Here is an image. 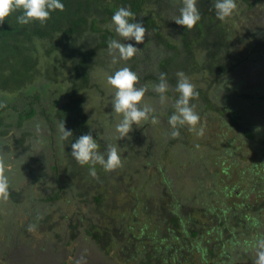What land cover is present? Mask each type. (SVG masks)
<instances>
[{"label": "rangeland", "instance_id": "1", "mask_svg": "<svg viewBox=\"0 0 264 264\" xmlns=\"http://www.w3.org/2000/svg\"><path fill=\"white\" fill-rule=\"evenodd\" d=\"M248 1L252 0H236V9L227 18L228 25H232L234 31L239 28L234 48L236 53H241L240 57H231V62L236 60L238 63L232 66L227 64L226 69L230 67L228 74L204 76L195 66L189 67L186 74L183 72L200 89L201 95L204 93L211 97L220 89V95L215 94L220 98L216 107L218 111L205 108L200 115L197 129L202 128V134L184 126L180 128L179 136H170L168 117L163 115L166 113L169 116L173 111L172 105L177 96L175 88H168L166 100L161 103L159 95L152 90L150 80L139 81L138 86H146L147 89L143 102L155 109L153 115L157 120L142 122L134 126L132 131L133 136L141 141L150 137L151 146L149 148L144 144L140 146L129 142L140 147L144 154H135L132 146L133 153L128 154L127 159L137 163L130 165L129 169L123 166L106 173V183L93 180L84 187L75 184L74 178L69 176L68 181L76 188L71 186L68 189V182H53L52 174L56 169L53 170L51 165L56 163L59 135L50 130L48 124L45 125L38 106L41 105L45 109L44 115L49 116L47 109L53 98L62 97L65 93L67 73L65 66L53 63L47 66V62L41 66L39 63L42 74L46 73V66L52 69L50 75L53 79L48 81V78H42L38 81L39 85H43L40 88L44 93L39 95L37 103H30L26 108L33 107L35 112L23 120L19 130L14 129L15 124L9 129L1 127L10 136L18 135L22 129L26 131L29 127L32 139L30 142L27 139L24 141L26 150H23L22 145L18 146L20 153L19 156L16 153V166L24 169L20 158L27 163L31 160L32 168L39 173H35L38 176H35L34 182H42V185L50 187L53 185L51 193L47 188L44 194L50 196L56 191L61 192L58 198L42 201L40 206L39 200L35 203L29 200L23 173L20 175L19 170L8 171L12 172L7 175L8 179L13 173L18 178L9 182L8 198L14 202L5 203L4 199H0V202L5 203L0 205V264H140L139 260L146 259V254L158 242L170 247L166 253L170 257L162 264H253L254 241L264 234V127L259 132L254 131L257 125L264 126V100L255 103L256 107L251 106L252 111L246 112L255 120L250 123L249 129L253 138H248L244 130L230 123L233 117L240 119L245 114L240 116L243 110L238 109L237 103L247 98L245 95L251 97L250 90L254 86L264 93V54L247 50L240 52L245 45L253 44L255 32L264 31V1L255 0L251 7H248ZM167 5L169 10H173L171 4ZM245 25L247 29L242 30ZM170 26L166 25L165 29L170 30ZM213 36L209 35V38L214 40ZM197 37H200V32ZM146 40L145 37L138 46L143 47ZM263 44L257 43L256 47H261L264 53ZM63 48L70 49L66 46ZM38 57L40 60L41 54ZM148 65L136 68L143 73L147 71ZM108 67L112 68L110 71L116 68L115 65ZM207 68L210 69L209 66ZM219 73L217 71L216 75ZM105 75L106 72L95 71L91 76L93 84L88 82L82 85L72 95H85V116L90 127L106 131L108 135L104 138L111 133L104 127L107 125L106 119L115 118L105 103L108 97L103 91L112 88ZM224 78L231 81L230 95L234 96L237 88L241 91L245 89V92L227 99V89L220 88ZM21 103L20 109L23 108V100ZM158 112L160 116L155 114ZM137 129L146 131H135ZM112 135H116L115 131ZM128 136L126 138L132 140ZM126 138L117 144H125ZM11 139L7 136L4 142ZM41 140H44V145ZM47 157L50 161L46 160ZM12 159L13 154L7 160L12 163ZM56 166L59 167V163ZM3 167L0 166V170L3 171ZM79 180L83 178L79 177ZM43 188L46 187L40 190ZM33 195L40 198L39 195ZM95 195H99L108 207H103L105 214L102 216L100 212H89L92 217L88 221L99 224L111 219L112 230L115 231L111 237L101 236V242L98 243L89 236L85 240L81 234L85 231L80 229L79 219L73 224L75 228L70 234L71 229L67 225L71 219L65 218L68 214L72 217L83 215L88 206L96 203ZM178 205L182 219L170 223L171 220L164 221L160 217L159 209L170 211ZM180 223L190 230L187 235H183L184 243L180 242V237L178 240L170 233L174 227L180 230ZM201 244L209 248L211 253L202 256L199 249ZM180 245L185 246V249L182 262H177L174 260L177 254L173 255ZM223 252L229 255L225 256L227 254Z\"/></svg>", "mask_w": 264, "mask_h": 264}, {"label": "trees", "instance_id": "2", "mask_svg": "<svg viewBox=\"0 0 264 264\" xmlns=\"http://www.w3.org/2000/svg\"><path fill=\"white\" fill-rule=\"evenodd\" d=\"M176 2L173 3L172 2ZM241 2L247 0H239ZM248 1V7H251L253 2ZM264 1V0H263ZM64 9L54 10L50 18L43 24L39 22H32L28 24H19L16 21V16L19 12L12 13L8 18L5 19L3 23H0V166L4 165L3 171L6 175L12 172L11 170H19L20 175L26 177L28 191L27 195L31 202L38 201L39 204L42 201L54 200L58 198L60 191H56L53 194H44L45 190L53 189V185L44 186L42 182L35 183V176H38V171L32 168L31 160L29 163L23 161L24 169H19L17 164L16 153L20 151L17 150L18 146H23V150H26L24 146V141L27 139L29 142L32 139L31 132L27 128L26 131L22 129L20 134H15L10 136L6 134V130H3L1 126H5L9 129L13 124H15L14 129H20L24 119L30 118L35 112L34 108H27L30 103H37L39 95L44 92L42 88L43 85H39V80L48 78V81L52 76L50 75V69L47 67L49 63L54 65H61L66 67L67 76V88L62 97L53 98L49 108V116H45V109L38 106L41 116H44L43 120L46 122L45 125H49V129L55 131L59 136H57V153L55 156L56 163L52 164L53 170L56 169L55 173L52 174L53 182L60 183L62 181L68 182L66 185L68 189H71V182L68 181V177L71 176L75 184L79 183L86 187L90 181L96 180L97 183L108 181L106 173L110 171H105L103 168L96 164V175L92 176L89 172V168L93 165H80L75 161L70 155V144L69 142L75 137L92 131L93 136L97 139L100 146V151H103L107 143L119 142L123 139H117L116 135H112L114 132V124L119 116L115 113L112 114L115 118L106 119L107 125L103 126L111 131L110 135L105 133V130L99 131L95 127H90L88 117L85 116V95L82 96H72L73 91L79 90L77 88L86 85L88 82L91 83V76L95 71L106 72L105 76L110 75L116 69L127 65L133 71H135L139 77V81L150 80L152 85L159 82L160 74L165 73L166 79L170 84V88H175L177 73L188 71V68L195 66L197 71H200L204 76H209L210 74L214 76H222L223 74H228V69L226 66L230 63V66L237 64L236 60L231 62V57H240L241 53H236L234 48L236 39V31H234L232 25H228L227 21L229 17L224 20H220L216 17L215 11L212 8V0H197V7L201 12V20L192 29H184L183 26L176 25L173 21L174 17L178 15L176 9L181 4L178 0H63ZM171 4L173 10H169L168 5ZM128 7L134 16L131 19H141L144 22V26L147 29L145 37L146 42L143 47H139L137 53L130 59L120 60L118 59L115 63L112 62V55L108 49V42L111 39H122L118 37L111 25V16L115 10L119 7ZM166 25H171L170 30H166ZM174 25V26H173ZM246 27L242 30L247 29ZM200 32V37H197V33ZM209 35H214V40L209 38ZM148 36V37H147ZM214 41V42H213ZM253 44L245 45L244 49L240 52L244 53L252 51V53L257 52L258 54H264L261 47H256L257 43H264V31L261 30L255 32L252 37ZM47 44V46H46ZM264 45V44H263ZM70 47L66 50L63 47ZM43 52H41L42 50ZM107 49V50H106ZM105 50V52H103ZM39 52V53H38ZM145 53L147 55H145ZM41 54V59L39 57ZM50 60V61H49ZM149 61V62H148ZM46 66V73L42 74L40 71V65ZM212 63V64H211ZM144 64H149L147 71H139L136 66H142ZM115 65L116 68L110 71L112 68L108 67ZM209 66L210 69L207 68ZM152 67V68H151ZM141 69V67H140ZM44 70V72H45ZM109 70V71H108ZM154 71V73H152ZM220 71L216 75V72ZM55 72V71H53ZM153 75V76H152ZM176 76V77H175ZM53 79V78H52ZM78 79V81H77ZM107 79V77L105 78ZM230 80H223L220 88L224 87L227 89V99L233 98L235 96H241L245 92V89L241 91L240 88L236 89V94L234 96L230 95L232 87L230 86ZM93 84V83H91ZM149 85V84H148ZM92 86V85H90ZM150 90V89H149ZM198 96L193 99V103L198 105L196 111L201 115L203 109H211L213 111H218L216 108L218 105V98L215 94L220 95V89H217L211 97H207L200 94L199 88H196ZM108 97L105 101L106 105L111 109V99L113 95V89L108 88L107 91H103ZM167 92H169L167 90ZM251 92V97L245 98L241 102L237 103V107L243 110L239 117H233L230 123L236 127L244 130V134L248 138H253V133L249 132L250 123H252L253 118L251 114L246 112L252 111L251 106L256 107L255 103L260 100H264V93L257 86H254ZM12 96V97H11ZM67 98V99H66ZM18 101L16 102V100ZM66 99V100H65ZM23 100V108L21 101ZM202 104V105H200ZM200 105V106H199ZM158 116L161 113H155ZM164 117H168L165 113ZM256 117V116H254ZM159 118V117H158ZM160 119V118H159ZM65 121L66 128L72 129L73 137H69L68 140L61 139V133L59 132V123ZM11 130H13L11 128ZM46 131V129H45ZM135 131H146L144 129H137ZM131 135L123 145H118L121 154L122 163L120 167L125 166L126 169L130 168L133 159H127V155L133 153L141 155L144 154L140 147H135L134 145L139 144L151 146L150 137L146 138L145 141H141ZM10 137L12 138L9 142H4V139ZM45 137V136H44ZM3 142V143H2ZM134 144V145H131ZM37 143L39 139L37 137ZM19 144V145H18ZM41 144L44 145V140H41ZM138 145V146H139ZM132 146L134 149L132 150ZM32 150H35L34 148ZM12 163L7 159L12 156ZM54 159V158H53ZM47 161L50 159L47 157ZM53 162V160H52ZM8 163V164H7ZM59 163V167L56 165ZM137 162L134 163V165ZM50 163H47L49 165ZM61 170V171H59ZM37 173V174H35ZM14 174V175H13ZM9 178L10 181L18 178V176L13 173ZM79 175V176H78ZM82 177L83 180H79ZM77 179V180H76ZM87 182V183H86ZM36 184V187H33ZM43 188L40 190V188ZM76 188V186H72ZM33 189V190H32ZM50 190V193H51ZM33 194L39 195L40 198H36ZM45 195V196H44ZM12 196V195H10ZM138 196V195H136ZM94 205L88 206L83 215H77L72 217L71 215H66V219H71L68 223V227L71 232L74 230L75 222L80 221V229L85 233H81L85 240L87 237L95 239L96 242H101L99 239L101 236L111 237L112 224L110 220L106 219L102 223H95L88 221L89 217H92L90 213L100 212V216L105 214V203L99 195L94 196ZM5 200V203H13V199ZM42 199V200H40ZM4 202H0V205H4ZM16 204V203H15ZM106 204H109L106 202ZM111 205V204H110ZM109 205V206H110ZM41 206V204H40ZM41 208V207H40ZM160 208V207H159ZM43 210V209H42ZM168 209H159L160 217L164 221L173 222L177 219H182V213H179V205L173 207L170 211ZM90 212V213H89ZM102 212V213H101ZM166 212V213H165ZM79 216H83L85 219H81ZM181 224V223H180ZM218 231L220 228L217 229ZM190 232L188 226H183L181 224V229L178 230L175 227L170 230V233L174 238L180 239L181 243H184L183 235H187ZM178 239V240H179ZM87 242V241H86ZM145 248L144 246H142ZM169 245H161L158 242L150 252L145 256L146 259L141 258L139 260L140 264H162L167 260L169 255L167 251L169 250ZM185 246L180 245L175 251L174 255L177 254L174 260L177 262L181 261L183 258ZM200 253L206 254L211 253L209 248L201 244L199 246ZM153 250V251H152ZM227 254L228 252H223Z\"/></svg>", "mask_w": 264, "mask_h": 264}, {"label": "clouds", "instance_id": "3", "mask_svg": "<svg viewBox=\"0 0 264 264\" xmlns=\"http://www.w3.org/2000/svg\"><path fill=\"white\" fill-rule=\"evenodd\" d=\"M236 0H212V8L218 19L224 20L232 15L236 9ZM63 0H0V23H3L12 13L19 12L16 21L19 24L32 22L45 23L54 10H63ZM134 13L125 6L119 7L111 16V25L118 37L122 39H111L108 49L112 55V62L118 59L127 60L132 58L139 50L138 45L144 41L147 29L141 19H131ZM201 20V12L197 7V0H181L178 15L173 19L176 25L184 29H192ZM166 74L161 73L159 82L152 85V90L159 95V101L166 100V92L169 88ZM139 77L127 65L122 66L107 76V83L113 89L111 99V110L119 116L114 124L117 139H123L129 135L134 126L151 119L153 122L157 117L153 115L155 109L143 102L146 86H138ZM177 96L172 105L173 111L168 116V124L171 128L170 136L180 135V128L187 126L189 130H197L202 134L203 129H197L200 114L192 102L198 96L195 85L183 73H177L175 85ZM59 132L62 140L73 137L72 129L66 128L65 121L59 123ZM261 125H257L254 131H261ZM70 155L80 165H93L89 168L92 176L96 175L94 165L99 164L103 170L111 171L119 168L122 163L119 147L115 143H107L103 151L97 139L89 130L70 142ZM9 197L8 176L0 170V199L7 200ZM255 257L253 264H264V234L258 236L254 241ZM79 264V262H78Z\"/></svg>", "mask_w": 264, "mask_h": 264}]
</instances>
